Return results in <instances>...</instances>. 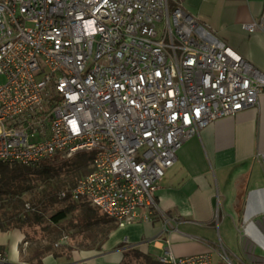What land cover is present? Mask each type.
Returning a JSON list of instances; mask_svg holds the SVG:
<instances>
[{
  "label": "built area",
  "instance_id": "obj_1",
  "mask_svg": "<svg viewBox=\"0 0 264 264\" xmlns=\"http://www.w3.org/2000/svg\"><path fill=\"white\" fill-rule=\"evenodd\" d=\"M169 2L0 0V164L90 153V173L57 199L86 200L118 226L150 214L177 150L264 93L262 72ZM239 234L238 264H264V190L247 195ZM157 262L213 264L211 252L167 249Z\"/></svg>",
  "mask_w": 264,
  "mask_h": 264
},
{
  "label": "crops",
  "instance_id": "obj_2",
  "mask_svg": "<svg viewBox=\"0 0 264 264\" xmlns=\"http://www.w3.org/2000/svg\"><path fill=\"white\" fill-rule=\"evenodd\" d=\"M173 2L264 74V30L244 28L264 19V0H170V6ZM262 154L264 93L254 107L215 120L177 150L149 215L141 211L136 222L116 228L101 251H72L69 260L45 255L41 264H109L119 262L124 250L148 256L149 248L156 256L148 264H158L165 249L176 258L208 252L218 257L220 221L233 213L242 220L247 195L264 190ZM14 231L7 239L0 232V253L5 264H27L18 251L20 233Z\"/></svg>",
  "mask_w": 264,
  "mask_h": 264
},
{
  "label": "trees",
  "instance_id": "obj_3",
  "mask_svg": "<svg viewBox=\"0 0 264 264\" xmlns=\"http://www.w3.org/2000/svg\"><path fill=\"white\" fill-rule=\"evenodd\" d=\"M91 160L92 154L80 153L70 159L56 155L35 169L0 164V232L22 230L26 235V228L47 221L82 236V240L89 243L86 251H101L118 225L86 200L61 202L57 199L59 191L74 187L80 178L90 173ZM57 204L63 206L54 209ZM45 255L70 259V255L54 250L49 244L36 247L24 260L27 264H41ZM144 257L149 263V257Z\"/></svg>",
  "mask_w": 264,
  "mask_h": 264
},
{
  "label": "rangeland",
  "instance_id": "obj_4",
  "mask_svg": "<svg viewBox=\"0 0 264 264\" xmlns=\"http://www.w3.org/2000/svg\"><path fill=\"white\" fill-rule=\"evenodd\" d=\"M61 206H63V204H57L55 205L54 209H58ZM229 215L230 216L225 220L223 219L220 221L218 227V243H221L222 241V244L229 253L230 259L234 264H238L233 255L237 258L241 256L239 234L241 220L238 216H236L235 213ZM121 227L125 226H118L117 228ZM26 229V235L22 234V230H18L20 233L18 251L24 258H26L30 252H32L38 246L43 247L45 245L51 244L54 250H59L70 255L72 251H86L85 246L89 244L87 240H82V236H75V231H66L61 225L53 226L47 221L44 222L43 225H36ZM1 233H3L4 235H1L5 236L6 238L8 235L13 236L16 231L11 229ZM121 253L122 254L120 256L119 262L111 261L109 264H148V262L145 260V257L141 255L138 250H124ZM148 253V257L150 258H154L156 256V251L153 248H149ZM212 261L213 264H226L225 262L220 261L216 255H213Z\"/></svg>",
  "mask_w": 264,
  "mask_h": 264
}]
</instances>
